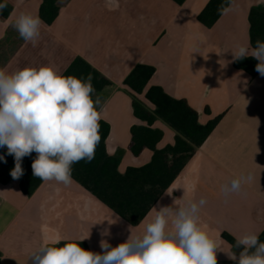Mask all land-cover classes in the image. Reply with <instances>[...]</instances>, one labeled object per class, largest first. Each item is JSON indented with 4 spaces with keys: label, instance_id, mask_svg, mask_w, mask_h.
I'll use <instances>...</instances> for the list:
<instances>
[{
    "label": "crops",
    "instance_id": "obj_1",
    "mask_svg": "<svg viewBox=\"0 0 264 264\" xmlns=\"http://www.w3.org/2000/svg\"><path fill=\"white\" fill-rule=\"evenodd\" d=\"M12 11L0 19V70L6 75L24 68L50 67L58 75L80 57L110 85L95 94L101 119L109 124L106 152L118 156V171L149 162L152 151L129 149L130 127L145 124L132 111V96L123 80L136 64L154 67L137 98L149 110L144 93L160 86L184 99L205 124L219 117L214 129L136 225H131L72 179L70 185L42 181L24 195L17 180L0 183V264H31V254L54 241L84 242L101 253L142 236L161 209L168 208L166 233L181 209L199 207L198 223L219 244L217 264H238L240 253L221 233L234 239L264 228V76L233 67L237 45L248 46V11L264 0H234L231 10L207 28L196 17L208 0H64L51 24L25 42L13 27L21 13L38 16L41 0H6ZM151 128L162 136L157 148L172 144L175 131L156 118ZM251 174L240 193H232L233 177ZM225 186L223 194L221 187ZM228 195V197H225ZM236 255L237 260L229 258Z\"/></svg>",
    "mask_w": 264,
    "mask_h": 264
},
{
    "label": "clouds",
    "instance_id": "obj_2",
    "mask_svg": "<svg viewBox=\"0 0 264 264\" xmlns=\"http://www.w3.org/2000/svg\"><path fill=\"white\" fill-rule=\"evenodd\" d=\"M234 0L222 5L221 14L231 10ZM7 7L0 3V12ZM38 16L21 13L13 27L25 42L39 35ZM251 56L256 59L255 70L264 76V42L256 47L237 45L232 52L233 61ZM89 74L85 80L74 76L63 77L52 68H24L6 75L0 70V148L14 157L15 166L10 175L14 180L24 174L22 158L37 154L32 162L34 177L42 181L55 180L64 185L72 181V165L84 160L90 163L101 140V112L93 101L95 92ZM0 161L6 163L4 155ZM252 179L251 174L233 177L231 192L240 193L242 185ZM226 187L222 185L221 191ZM228 197V195H225ZM207 203L199 200V207ZM191 203L190 211L181 208L172 220V229L166 233L170 209H161L146 227L142 236L111 247L100 241L101 253L80 247L79 243H64L61 247L42 244L31 254V264H217L219 244L198 223L199 211ZM53 243L59 244L60 241ZM240 252L238 264H264V242L256 233L236 237L235 247ZM230 259L237 260L236 255Z\"/></svg>",
    "mask_w": 264,
    "mask_h": 264
},
{
    "label": "trees",
    "instance_id": "obj_3",
    "mask_svg": "<svg viewBox=\"0 0 264 264\" xmlns=\"http://www.w3.org/2000/svg\"><path fill=\"white\" fill-rule=\"evenodd\" d=\"M64 0H41L38 8V17L45 24H51L58 14ZM181 5L185 0H172ZM7 7L0 12V19H6L12 11V5L6 0ZM227 6V0H208L197 14V21L209 28L221 15L220 8ZM248 34L252 48L256 47L257 40L264 42V7L252 5L248 11ZM258 61L248 56L240 61H233L236 69L243 70L250 76L256 75ZM154 72V67L147 64H136L123 80L132 96L133 115L145 124H133L130 127L129 149L133 155H138L143 148L152 151L149 162L141 166H129L123 173L117 169L119 157L106 152L105 140L109 133V124L99 121L101 140L96 147L94 159L88 163L84 160L73 164L72 179L84 189L95 196L100 202L114 211L119 217L131 225H136L144 218L150 208L159 199L162 193L172 183L181 171L186 161L195 150L205 141L218 122L219 117L209 120L205 124L198 122V113L191 108L184 99H177L168 95L160 86H150L144 93L145 99L153 105L147 109L137 98L141 94L148 79ZM91 74L92 85L95 92L91 94L94 101L95 94L100 92L110 82L96 69L80 57H75L61 72V76H74L86 81ZM161 119L175 131L172 144L157 148L156 143L162 136L159 129L151 128L152 122ZM0 155H4L6 163L0 161V183L6 184L14 179L10 172L15 166L14 157L7 155V149L0 148ZM35 152L22 158L24 174L18 179L20 191L24 195H31L42 182L32 173V162L36 158ZM259 240L264 242V228L258 234ZM221 237L239 253L243 250L235 247L236 239L226 232ZM64 243H79L80 247L88 250L87 245L80 241L60 242L55 247Z\"/></svg>",
    "mask_w": 264,
    "mask_h": 264
},
{
    "label": "water",
    "instance_id": "obj_4",
    "mask_svg": "<svg viewBox=\"0 0 264 264\" xmlns=\"http://www.w3.org/2000/svg\"><path fill=\"white\" fill-rule=\"evenodd\" d=\"M257 7L261 8V5H257Z\"/></svg>",
    "mask_w": 264,
    "mask_h": 264
}]
</instances>
